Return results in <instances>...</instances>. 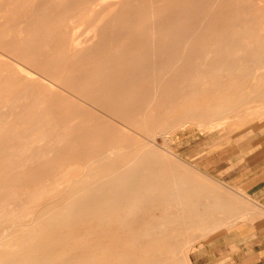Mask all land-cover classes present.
Masks as SVG:
<instances>
[{
	"label": "rangeland",
	"instance_id": "374dc122",
	"mask_svg": "<svg viewBox=\"0 0 264 264\" xmlns=\"http://www.w3.org/2000/svg\"><path fill=\"white\" fill-rule=\"evenodd\" d=\"M1 207L0 264L264 263V0H0Z\"/></svg>",
	"mask_w": 264,
	"mask_h": 264
},
{
	"label": "bare ground",
	"instance_id": "6f19581e",
	"mask_svg": "<svg viewBox=\"0 0 264 264\" xmlns=\"http://www.w3.org/2000/svg\"><path fill=\"white\" fill-rule=\"evenodd\" d=\"M213 17V16H212ZM219 17H221V16H219ZM222 19V18H221ZM238 27V26H237ZM242 27V26H241ZM244 39V38H243ZM243 41V40H242ZM233 50V49H232ZM17 89V88H16ZM38 122V121H37ZM106 155V154H105ZM174 186V185H173ZM185 192V191H184ZM186 194V193H185ZM172 196V195H171ZM173 196H174V198H175V200H174V198H173V201H171L170 202V204H169V208H173V207H182V205H184V203H182V200L179 198L178 199V197L177 196H175V194H173ZM18 198V197H17ZM10 200V202H9V204H10V207H9V212L11 213V216L13 217L14 215H15V211H17V209H18V207H17V205H15V202L17 203V199L16 198H14V199H9ZM15 201V202H14ZM22 201V200H21ZM184 202V201H183ZM22 204V203H21ZM5 205V204H4ZM23 205H25V204H23ZM2 208H4V207H1L0 208V216H2V213L4 212V211H2ZM41 209V208H40ZM198 209V208H197ZM9 217V216H8ZM11 217V218H12ZM11 218H9V219H11ZM8 220V219H7ZM48 234V233H47ZM93 242L94 243H98V241L97 240H93ZM103 242H105V240L103 241ZM154 249H156V248H154ZM155 252H157V251H155ZM50 254V253H49ZM122 255V254H121ZM105 258H107L108 259V255L107 254H102V256H99L98 258H97V260H95L94 261V263L93 264H103V262H102V260L104 259L105 260ZM101 261V262H100ZM147 264H152L151 262H148Z\"/></svg>",
	"mask_w": 264,
	"mask_h": 264
},
{
	"label": "crops",
	"instance_id": "0c3cea01",
	"mask_svg": "<svg viewBox=\"0 0 264 264\" xmlns=\"http://www.w3.org/2000/svg\"><path fill=\"white\" fill-rule=\"evenodd\" d=\"M257 77H258V76H257ZM258 79H261V78L258 77ZM262 257H263V256H262L261 253H257V255H256V259H255V260L259 261ZM259 264H264V263L262 262V263H259Z\"/></svg>",
	"mask_w": 264,
	"mask_h": 264
}]
</instances>
